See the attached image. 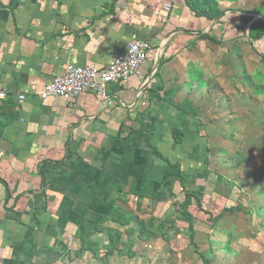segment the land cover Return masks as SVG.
<instances>
[{"label":"crops","instance_id":"0c3cea01","mask_svg":"<svg viewBox=\"0 0 264 264\" xmlns=\"http://www.w3.org/2000/svg\"><path fill=\"white\" fill-rule=\"evenodd\" d=\"M222 11L210 22L185 0H0V264H79L111 251L122 238L111 223L127 218L112 212L129 197L153 199L168 171L157 167L172 168L156 153L176 151V129L187 141L190 91L200 88L191 72L203 82L208 69L205 36L220 49L237 40V19L218 22L240 13ZM137 40L152 45L141 75L110 85L107 100L39 99L67 66L104 68Z\"/></svg>","mask_w":264,"mask_h":264},{"label":"rangeland","instance_id":"374dc122","mask_svg":"<svg viewBox=\"0 0 264 264\" xmlns=\"http://www.w3.org/2000/svg\"><path fill=\"white\" fill-rule=\"evenodd\" d=\"M260 8L264 0L223 3L222 10L252 19L241 26L236 41L222 43L221 49L202 43L199 55L208 69L201 73L203 82L199 70L191 72L200 88L190 91L195 119L193 124L190 117L185 121L191 124L183 132L187 141L181 143L179 136L174 141L180 145L175 153L169 147L168 156L166 142L159 147L172 163L181 164L186 188L198 200L187 205L182 187L175 183L176 170L158 166L168 171L159 170L153 199L129 197L124 210L122 205L114 210L133 214L137 222L125 227L111 223L122 232L121 239L112 240L111 253H89L79 264H264V216L248 213L264 206V42L252 46L247 41ZM229 33L224 32V40ZM215 57L219 70L212 65ZM200 136L204 139L189 140ZM236 204L243 210L222 214L224 206ZM206 212L222 215L215 221ZM119 243L122 249H114Z\"/></svg>","mask_w":264,"mask_h":264},{"label":"built area","instance_id":"2783aa9c","mask_svg":"<svg viewBox=\"0 0 264 264\" xmlns=\"http://www.w3.org/2000/svg\"><path fill=\"white\" fill-rule=\"evenodd\" d=\"M171 7L165 6L169 12ZM152 50L150 42L137 40L131 42L124 54L115 58L101 69L67 66L64 74L57 76L45 86L39 94V99L59 98L66 102L77 100L84 94H94L102 100L108 99V88L112 84L124 85L131 78L141 75L142 66L149 58ZM0 97H4L3 94ZM27 94L17 95L19 104H23Z\"/></svg>","mask_w":264,"mask_h":264},{"label":"trees","instance_id":"16d2710c","mask_svg":"<svg viewBox=\"0 0 264 264\" xmlns=\"http://www.w3.org/2000/svg\"><path fill=\"white\" fill-rule=\"evenodd\" d=\"M228 0H185V4L187 6V8L190 9V11L197 17V18H203L207 21H213L215 20L219 15L223 14L224 12L219 8V3H225L227 2ZM239 12V11H238ZM240 13V12H239ZM258 16H259V20L257 22H254L253 24H251V26L249 27V36L247 37V41L249 42L250 45L254 46L255 43H258V42H264V8H260L258 9ZM233 17L234 19H237L238 22H237V35H236V39H238V36L240 34V32H242V28L241 26H243L244 24L248 23L249 21H251L252 18H249V17H244V16H241V15H225L219 22L218 24H225L226 22L228 23L229 20H226L230 17ZM229 24V23H228ZM224 35V32L223 34ZM206 39L212 41L213 43H216L218 44V40H216L214 37L210 36V35H207L205 36ZM178 134H177V131H175V134H174V140H176L178 137ZM177 145H180L179 143L175 142ZM182 143V142H181ZM147 145L150 146V144L147 143ZM155 152V150H153ZM156 156L164 161L167 165L171 166L173 169L176 170V181L175 183L177 182L183 189V192L185 194V197H186V204L187 205H191L192 203V200H195L197 201L198 198L195 196V194L193 195V192H188L189 190L186 188V180H185V176L183 175V171H182V166L180 163H172L170 162L169 159H167L166 157H164L161 153H156ZM236 182H232V184H235ZM238 188H239V185H237ZM236 187V186H235ZM199 192V190L197 191ZM192 199V200H191ZM240 201H242L240 199ZM241 203V202H240ZM123 210L125 208H122ZM243 210V206H241V204H236L235 206H232L230 207L229 209L226 208V206H224L222 208V214L225 213V212H228V211H241ZM248 211V210H247ZM123 212V211H122ZM126 213V212H125ZM207 214L209 215H212L211 214L212 212H206ZM249 215L250 213L254 214L259 217V218H263L264 216V206H261L257 209V211L253 208L250 210V212H248ZM119 213H116V212H112V217H115L116 215H118ZM129 214V213H127ZM218 215V216H213V219L216 221L218 218L221 217V215ZM125 216H127V218L123 219L122 222L118 223L120 224L121 226L125 227L127 225H132V222L136 223L137 222V218H132V214H129V215H126L124 214ZM114 219V218H112ZM117 219H114V222L116 221ZM139 224V223H138ZM190 228H192L191 224H190ZM85 230V229H84ZM83 241V240H81ZM85 249V247H83ZM111 253V251H108L107 252V255H109ZM68 260H70V258H68Z\"/></svg>","mask_w":264,"mask_h":264}]
</instances>
